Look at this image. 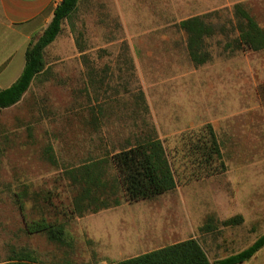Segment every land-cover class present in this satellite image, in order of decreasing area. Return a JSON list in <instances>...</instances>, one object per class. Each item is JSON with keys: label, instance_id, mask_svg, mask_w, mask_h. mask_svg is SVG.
<instances>
[{"label": "rangeland", "instance_id": "rangeland-1", "mask_svg": "<svg viewBox=\"0 0 264 264\" xmlns=\"http://www.w3.org/2000/svg\"><path fill=\"white\" fill-rule=\"evenodd\" d=\"M237 3L264 28V0L82 1L46 48L44 73L20 103L0 110V263L21 254L39 264H115L156 249L161 220L169 230L164 245L192 231L206 234L215 258L238 253L264 234V50L227 48L237 37ZM194 16H204L214 30L205 41L211 60L202 66L190 61L186 36L177 27ZM77 37L88 62L81 59ZM126 44L127 52L120 49ZM131 58L133 67L126 61ZM206 124L218 137L226 170L187 180L176 153L180 137ZM152 127L174 158L177 189L151 201L123 202L99 220L103 239L131 238L132 247L141 239L145 249L112 256L106 244L87 236L58 246L30 232L41 219L71 220L70 231L83 229L68 214L76 187L66 170L134 144ZM48 147L55 164L45 157ZM187 214L185 233L173 235L172 224ZM238 216L239 223L220 224ZM209 218L213 229L200 231Z\"/></svg>", "mask_w": 264, "mask_h": 264}, {"label": "trees", "instance_id": "trees-1", "mask_svg": "<svg viewBox=\"0 0 264 264\" xmlns=\"http://www.w3.org/2000/svg\"><path fill=\"white\" fill-rule=\"evenodd\" d=\"M80 0H61L54 9L53 16L42 34L32 40L25 53V66L18 80L10 87L0 90V110L14 106L21 101L30 88L32 81L46 69L45 50L62 30L64 21H68L78 10ZM233 16L237 20V37L227 45L235 50L258 52L264 50V28H262L242 4L233 6ZM204 16H194L181 20L177 27L186 36V47L190 61L201 66L211 60L205 48V41L214 33L213 28L204 20ZM81 59L89 61L86 49L75 39ZM127 52V49H125ZM128 65L133 67L131 59ZM138 96L145 109V98L140 88ZM179 163L188 169L187 180H199L225 172V164L218 137L211 124L189 131L180 137ZM2 149L0 147V158ZM45 157L55 164L52 148L45 150ZM176 161V160H175ZM111 166V172L107 166ZM174 158L169 156L163 142L150 128L132 145L122 147L105 158L92 160L79 167L66 170L76 194L72 198V213L82 217L85 213H95L120 205L121 196L128 203L153 200L156 197L174 191L178 186ZM121 195V196H120ZM212 219H208L200 231L212 230ZM241 216L221 221L223 226L239 223ZM32 233L44 234L48 241L58 246H71L73 240L61 223H50L44 219L32 223ZM29 232V233H30ZM264 247V234L246 249L223 259L210 262L206 252L197 239L174 243L150 252L118 261L115 264H242L252 258ZM0 264H39L29 255L16 254ZM112 264V263H110Z\"/></svg>", "mask_w": 264, "mask_h": 264}, {"label": "crops", "instance_id": "crops-1", "mask_svg": "<svg viewBox=\"0 0 264 264\" xmlns=\"http://www.w3.org/2000/svg\"><path fill=\"white\" fill-rule=\"evenodd\" d=\"M82 1L83 0H80L78 10H79V7ZM60 2L61 0H0V90L10 87L13 83H15L18 80L25 66V53H26L29 43L42 34V32L48 26V24L50 23L52 19L54 9L60 4ZM121 48L123 51H125V49H127V51L130 49L129 45L127 44L120 47V49ZM186 50H187V47H186ZM131 61H132V64L134 65V59L131 58ZM32 83H31V86H32ZM30 88L23 95L22 99L29 92ZM144 98H145V105H146L145 110L147 112L148 104L146 101L145 94H144ZM21 101H19L18 103H20ZM17 104H15L14 106H16ZM14 106H11V107H14ZM123 200L124 199L121 198V203L118 206L110 207L107 209H101L95 213H88L90 215H93L91 217L87 213L83 214L82 217L75 216L74 217L76 219L75 222L79 224L77 226H80V224L82 223V227H83V229L80 228L78 233L76 232L74 233L68 229V224L70 223L71 220L65 221L61 224L65 226L66 230L71 235L73 240H74V237L76 240V237L78 234L82 236H87L89 239H91L94 242H100L102 244H106L107 248H104V249L106 250L108 249L107 252H111V254L114 253L112 256L116 255L115 253L119 254L127 249L136 250L137 248L141 246L145 249L147 247V242H144L141 239H139V244H136L135 247H132L131 238L130 240L126 241L125 239H123V237L117 236L116 239L107 241V239H103V237L101 236L102 234H101V230L99 227L102 226L103 223L99 221L100 217L106 214L110 215V213H112L111 211L124 206L125 204H123V202L126 203L127 205L128 202H126L125 200L123 201ZM142 201H151V200H142ZM136 203H128V204H136ZM187 206H188L187 204H183L185 211H186ZM68 214L69 216H72L73 215L72 210H68ZM184 216L185 217L181 219L179 216L178 225L172 224L171 233L173 235L174 234L179 235V234L185 233L184 231L185 226L183 225V223H185L186 221L189 222L190 216L189 214L184 215ZM172 217H174V215H172ZM163 221L164 220H161L158 223L156 236H155V243H154L157 246L156 249L162 248V247L174 244V243H178V242L187 240L189 238H193V239L198 240V242L200 243V245L206 252V255L211 263L225 258V257L215 258L213 255L214 249H211L212 246H207L206 244L209 242V238L205 236L206 234L194 235V231H192L193 234L191 235L188 234V236L184 239H181L177 242H174L168 245H164L163 244L165 240L164 235L168 234L169 230L166 229V232H165ZM158 228H159V231H158ZM38 234H41V233H38ZM204 236L206 240H202L204 239ZM209 252L212 255H210ZM242 264H264V247H262L259 251H257L256 254L252 258H250L249 260L245 261Z\"/></svg>", "mask_w": 264, "mask_h": 264}]
</instances>
